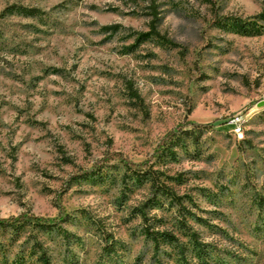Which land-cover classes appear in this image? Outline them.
<instances>
[{
  "label": "rangeland",
  "instance_id": "374dc122",
  "mask_svg": "<svg viewBox=\"0 0 264 264\" xmlns=\"http://www.w3.org/2000/svg\"><path fill=\"white\" fill-rule=\"evenodd\" d=\"M261 12L0 0V264H264Z\"/></svg>",
  "mask_w": 264,
  "mask_h": 264
},
{
  "label": "trees",
  "instance_id": "16d2710c",
  "mask_svg": "<svg viewBox=\"0 0 264 264\" xmlns=\"http://www.w3.org/2000/svg\"><path fill=\"white\" fill-rule=\"evenodd\" d=\"M154 6L150 7V16L152 17V20L150 22V33L158 36V33L156 31V26L155 23L157 21V14L154 10ZM255 19H264V12H261L260 14H258L257 16L254 17ZM220 19H217V22H219ZM252 25V24H251ZM247 26V25H246ZM250 26V24H249ZM243 28H246L245 26H243ZM249 29V27H247ZM134 98H138L137 94L133 95ZM180 132H182L181 129H179L178 131L174 130L171 131L169 133H167L165 135V137L163 138V140L161 141V143L159 144V146L157 147V149L154 151L153 153V157H158L160 155V150L163 148V146L165 145V142L173 137H175L177 134H179ZM107 159H112V160H118L120 163H122L125 166H128L130 168H136L139 165H134L133 163H130L128 161H126L125 159H123L122 157L118 156V155H114L113 157L107 158ZM61 214V213H60ZM62 218V215L59 216V219ZM26 219H29V217H27L26 215H18L16 217L13 218H9V219H0V226H4V225H11L14 223H18L21 221H24ZM31 219H33L34 221L38 222V223H47V221H43L41 218L38 217H31ZM155 235V234H154ZM161 238H164V236H162ZM158 239L156 236H153V242H155L156 244H158Z\"/></svg>",
  "mask_w": 264,
  "mask_h": 264
},
{
  "label": "built area",
  "instance_id": "2783aa9c",
  "mask_svg": "<svg viewBox=\"0 0 264 264\" xmlns=\"http://www.w3.org/2000/svg\"><path fill=\"white\" fill-rule=\"evenodd\" d=\"M235 132H236V133H238V132H239V130L237 129Z\"/></svg>",
  "mask_w": 264,
  "mask_h": 264
}]
</instances>
